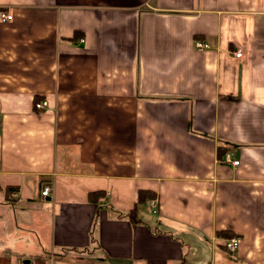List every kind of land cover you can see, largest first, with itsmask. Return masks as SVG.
I'll return each instance as SVG.
<instances>
[{
	"label": "crops",
	"instance_id": "obj_1",
	"mask_svg": "<svg viewBox=\"0 0 264 264\" xmlns=\"http://www.w3.org/2000/svg\"><path fill=\"white\" fill-rule=\"evenodd\" d=\"M2 12L0 264H264V0Z\"/></svg>",
	"mask_w": 264,
	"mask_h": 264
},
{
	"label": "built area",
	"instance_id": "obj_2",
	"mask_svg": "<svg viewBox=\"0 0 264 264\" xmlns=\"http://www.w3.org/2000/svg\"><path fill=\"white\" fill-rule=\"evenodd\" d=\"M12 20V16L7 14V13H0V21L1 22H9ZM82 42V41H81ZM196 48L198 50H205L208 48V46H206L205 44L198 42L196 43ZM234 57L236 58H240L241 57V53L240 52H235L233 53ZM48 103L47 102H41V103H35L34 107L36 109H42L43 107H47ZM226 161L227 162H231L233 165H237L238 164V160H231L229 155H226ZM42 196H49L50 195V188L48 186L44 187L43 190L41 191ZM240 244V240L238 237H230L227 238L224 242V246L226 247L227 250L234 252L237 250V248L239 247Z\"/></svg>",
	"mask_w": 264,
	"mask_h": 264
},
{
	"label": "trees",
	"instance_id": "obj_3",
	"mask_svg": "<svg viewBox=\"0 0 264 264\" xmlns=\"http://www.w3.org/2000/svg\"><path fill=\"white\" fill-rule=\"evenodd\" d=\"M100 196V193L98 192H91L88 195V198L91 202H97L98 197ZM155 195L154 193L148 191V190H139L137 194V201L135 202L134 206L126 211L124 215L132 222L139 221L138 219V210H139V205L143 204L151 199H154ZM232 237V235H229V238ZM6 251V250H4ZM9 251V254H13L14 251L7 249Z\"/></svg>",
	"mask_w": 264,
	"mask_h": 264
}]
</instances>
